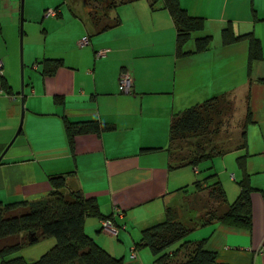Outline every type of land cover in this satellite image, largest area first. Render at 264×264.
<instances>
[{"label": "crops", "instance_id": "obj_1", "mask_svg": "<svg viewBox=\"0 0 264 264\" xmlns=\"http://www.w3.org/2000/svg\"><path fill=\"white\" fill-rule=\"evenodd\" d=\"M41 1L35 17L31 12L36 7H28L26 22L40 16L47 41L50 30L67 24L69 31L57 45L48 48L46 41L42 51L32 52L29 44L31 70L25 83L21 61L22 80L17 78L21 0H0V201L45 197L51 190L48 176L71 172L74 188L94 197L100 213L111 216L118 227L114 236L102 229L101 218L88 217L85 232L122 264H152L155 256L147 247H135V242L143 228L164 219L169 203L178 207L176 201L186 194L177 189L191 185L199 171L175 164L168 137L172 114L223 95L231 102L226 119L239 122L231 130L240 131L250 112L246 147L238 148L239 142L236 149L220 155L216 173L223 186L225 165L237 167L241 178L237 157L244 155L254 189L251 228L214 222L188 237L206 239L204 247L216 255L212 264H264V0H178L189 16L204 21L184 44L191 53L183 56L176 55L175 26L161 0L154 8L151 0L118 4L108 15L119 23L101 32L88 15L86 0L84 12L78 4L71 13L68 9L71 15ZM49 8L55 9V16L42 15ZM227 26L233 35L251 34L258 40L260 56L250 66L248 40L223 43L221 31ZM204 35L211 37L209 47L194 52L195 38ZM84 36L89 43L79 47L77 41ZM102 49H107L106 55L96 58L95 52ZM44 59L62 64L44 74ZM121 71L133 79L131 93L118 90ZM63 118L71 123L97 120L113 129L74 134L70 144ZM216 139L217 147L230 145V140ZM230 154L234 165L225 161ZM231 175L224 187L228 201L238 194Z\"/></svg>", "mask_w": 264, "mask_h": 264}, {"label": "trees", "instance_id": "obj_2", "mask_svg": "<svg viewBox=\"0 0 264 264\" xmlns=\"http://www.w3.org/2000/svg\"><path fill=\"white\" fill-rule=\"evenodd\" d=\"M129 1L132 0H86L89 7L88 15L97 27L96 31L101 32L116 26L119 19L110 18L108 13L118 4ZM156 2L157 0H151L150 7L154 8ZM161 5L169 11L175 26L176 55L191 53L185 51L183 46L193 32L203 28V19L189 16L180 8L178 0H161ZM221 37L224 44L249 41L248 66L259 58L260 45L251 34L233 35L231 27L227 26L221 31ZM210 42V35L195 38L193 51H204ZM61 64L59 59H44L42 73L52 74ZM55 100L62 103L60 98ZM230 105L231 102L220 95L172 114L168 137L177 166L187 164L195 167L196 171V167L202 161H211L215 155H222L229 150L230 145L217 147L214 138L220 134L224 119L229 112L231 113ZM63 121L70 144L74 134H98L113 129V125L97 120L71 123L63 118ZM249 121L250 112H247L240 127L238 148L246 147L245 126ZM190 134L197 140L193 153L181 155L175 143L184 140ZM244 159V155L237 157V165L242 176L236 182L238 194L233 201L227 200L222 183L216 174L211 172L191 184L194 193L206 191L209 207L206 206L205 210L198 214L187 207L181 210L179 208L181 204L178 207L167 205L164 219L143 228L135 247H147L155 256L152 264L214 263L215 253L204 247L206 239L190 240L187 239V235L198 227L214 222L231 228L250 230V195L254 189L250 185ZM73 176L71 172L48 176L51 190L45 197L34 200L0 201V264H122L121 258L108 253L85 232L86 218L105 219L111 216H103L100 213L94 197L85 196L78 188H74ZM188 186L180 187L177 191L185 193ZM45 237H52L55 242L39 258L35 260H26L21 256L6 258L23 246L34 244ZM178 255L183 260L177 261Z\"/></svg>", "mask_w": 264, "mask_h": 264}, {"label": "rangeland", "instance_id": "obj_3", "mask_svg": "<svg viewBox=\"0 0 264 264\" xmlns=\"http://www.w3.org/2000/svg\"><path fill=\"white\" fill-rule=\"evenodd\" d=\"M43 1L45 3L51 2L54 4L53 6H58L59 8H62L65 15H71L70 13L72 11V6L75 7L76 5L79 4V7L81 8V12H84V8H85L84 7L85 2H82V0H76V1H74V0H43ZM41 4H42L41 0H23V5H24L23 6V19H24L23 31H24V34H23V40H22L21 59H22V62L25 66L23 68V80L25 83L27 81L28 73L31 70V68H30L31 61H29V59L27 57V51H28L29 44H31L32 52H34L36 48H38L39 51H42L44 48V45L47 41V39L44 40V38H43L44 34L41 31L42 26L40 25V22H39L40 16L38 17L37 21L26 22V18H27L28 12H29L28 7H30V6L36 7L31 12L33 14V16L35 17L38 15L37 7L39 8L41 6ZM49 9H54V8H49ZM68 9H69L70 13L68 12ZM43 14H44V12L42 11V15ZM68 31H69V26L67 24H65L64 26H61L59 29L50 30L49 38L47 41V47L49 48L54 44L57 45L58 43L66 40V37L68 35ZM19 62H20V56H19V36H18L17 78L19 79V81H21L20 80ZM33 62H34V59H33ZM230 115H231V113L229 112V115L227 117H229ZM226 118L223 121V124L221 127V132L217 137H219L218 140H220V138L230 140L229 141L230 147L228 148L229 152H230L231 150L236 149V144L239 143L240 132L237 129H235L236 126L239 124V122L235 121V120H231V118H230V120H227ZM233 125H235V128L233 130H231ZM216 138H214V141L217 140ZM196 141L197 140L194 139L193 134H190L184 140L175 143V146H176V148L178 146L177 149H179V152L181 155L190 154V153H193L194 144L196 143ZM223 145L229 146L228 144H223ZM226 153H228V152H226ZM238 154H239V152H238ZM238 154H237V156H239ZM231 155H233V154H230V156H226V158H225V161L229 164H233V160L231 158L233 156H231ZM222 157L223 156L215 155L211 161L205 160V161H202L201 163H199L197 166L199 171L197 174H195L196 178L198 180H201L205 176L210 174L211 172L212 173L214 172L216 174V177H217L216 170L221 168L220 164H221ZM211 164H213V167L207 168V166H209ZM230 168L231 169H229V167L226 165H225V167L224 166L222 167V172H224L226 174L224 176L225 179H223L224 184H225L223 187H225V188H227L226 187L227 186L226 184L228 183L227 179L229 178L231 173H233L235 178H236L234 182H231L235 185V187L237 186L236 182L240 179V172L237 169V167H230ZM189 169L191 170V167H189ZM225 192H226V190H225ZM227 192L229 193V189H227ZM184 194H186L185 199L182 197V198L178 199V201H176V204L178 206H179V204H181L179 206V208L181 210H183L187 207L189 209H193L194 211H196L199 214L205 210L206 206L209 207L210 202L207 200L206 191L203 190V191H199L198 193L194 194L193 186L189 185ZM192 194H194V196H192ZM234 198L229 199V202L233 201ZM172 204L173 203H169L168 205L174 206ZM187 239H189L188 235H187ZM54 242H55L54 238L45 237V238L40 239L39 241H37L34 244L23 246L21 249H19V250L15 251L14 253L8 255L6 258L21 256V257L25 258L26 260H35V259L39 258L44 252H46L50 247H52ZM177 257H178L177 261L183 260V258H181L180 255H178Z\"/></svg>", "mask_w": 264, "mask_h": 264}, {"label": "built area", "instance_id": "obj_4", "mask_svg": "<svg viewBox=\"0 0 264 264\" xmlns=\"http://www.w3.org/2000/svg\"><path fill=\"white\" fill-rule=\"evenodd\" d=\"M56 11L54 9H46L44 15L46 16H55ZM89 43V39L87 36L82 37L77 41V45L79 47L87 45ZM107 49H102L95 52V57H104L106 55ZM133 87V79L131 75L127 71H122L118 75V90L121 93H131ZM232 177V175H230ZM115 213L117 215H121L119 209H115ZM100 225L102 229L107 231L112 235H117L118 227L115 225L114 221L111 218L101 219Z\"/></svg>", "mask_w": 264, "mask_h": 264}, {"label": "water", "instance_id": "obj_5", "mask_svg": "<svg viewBox=\"0 0 264 264\" xmlns=\"http://www.w3.org/2000/svg\"><path fill=\"white\" fill-rule=\"evenodd\" d=\"M20 20H19V36H20V41H19V49H20V61L22 62L21 59V54H22V24H23V3L21 0V5H20V16H19ZM21 75H22V71H21ZM21 80H22V76H21ZM21 95H22V90H21Z\"/></svg>", "mask_w": 264, "mask_h": 264}]
</instances>
